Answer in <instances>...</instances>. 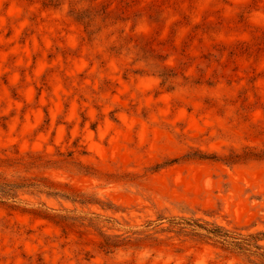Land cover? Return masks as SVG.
Masks as SVG:
<instances>
[{
    "label": "rangeland",
    "instance_id": "1",
    "mask_svg": "<svg viewBox=\"0 0 264 264\" xmlns=\"http://www.w3.org/2000/svg\"><path fill=\"white\" fill-rule=\"evenodd\" d=\"M0 264H264V0H0Z\"/></svg>",
    "mask_w": 264,
    "mask_h": 264
}]
</instances>
